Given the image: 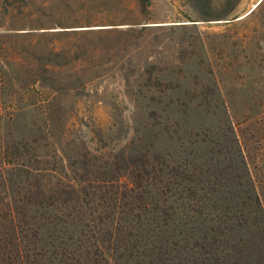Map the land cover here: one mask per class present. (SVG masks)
<instances>
[{"label":"rangeland","instance_id":"374dc122","mask_svg":"<svg viewBox=\"0 0 264 264\" xmlns=\"http://www.w3.org/2000/svg\"><path fill=\"white\" fill-rule=\"evenodd\" d=\"M212 1L0 0L3 139L108 153L221 94L264 179V0Z\"/></svg>","mask_w":264,"mask_h":264},{"label":"trees","instance_id":"16d2710c","mask_svg":"<svg viewBox=\"0 0 264 264\" xmlns=\"http://www.w3.org/2000/svg\"><path fill=\"white\" fill-rule=\"evenodd\" d=\"M216 100L108 153L0 133V264H264L253 117Z\"/></svg>","mask_w":264,"mask_h":264},{"label":"water","instance_id":"95a60500","mask_svg":"<svg viewBox=\"0 0 264 264\" xmlns=\"http://www.w3.org/2000/svg\"><path fill=\"white\" fill-rule=\"evenodd\" d=\"M258 3H259V2H257V4H258ZM257 4H256V5H257ZM252 9H253V8H252ZM252 9H251V10H252ZM251 10H250V11H251ZM250 11H249V12H250ZM246 14H247V13H246Z\"/></svg>","mask_w":264,"mask_h":264},{"label":"bare ground","instance_id":"6f19581e","mask_svg":"<svg viewBox=\"0 0 264 264\" xmlns=\"http://www.w3.org/2000/svg\"><path fill=\"white\" fill-rule=\"evenodd\" d=\"M248 13V12H247Z\"/></svg>","mask_w":264,"mask_h":264}]
</instances>
